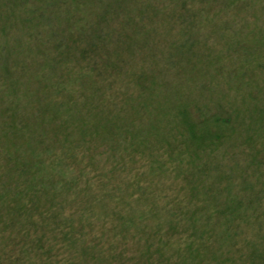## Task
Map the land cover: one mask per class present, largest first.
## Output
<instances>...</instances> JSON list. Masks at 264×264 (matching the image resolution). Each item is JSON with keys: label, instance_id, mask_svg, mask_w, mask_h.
Returning a JSON list of instances; mask_svg holds the SVG:
<instances>
[{"label": "trees", "instance_id": "obj_1", "mask_svg": "<svg viewBox=\"0 0 264 264\" xmlns=\"http://www.w3.org/2000/svg\"><path fill=\"white\" fill-rule=\"evenodd\" d=\"M32 1L37 2L0 0V33L4 40L0 43V264H163L154 257L163 256L164 238L152 253V241L159 237L156 232L162 226L149 233L143 230L146 224L133 225V219H144L146 215L145 211L139 212L141 197L127 202L119 194L122 186L115 180L117 166L105 164L101 156L114 157L124 165L126 157L135 153L140 157L157 153L166 156L183 175L189 172L187 165H192V171L202 165L203 151L216 153L231 143L234 135L245 146V159L256 168L257 175L252 178L259 181L264 177V106H236L238 98L243 99L239 96L244 85L240 88L233 83L235 77L231 75L222 77L225 82L220 85L218 74L201 79H212L210 83L215 88L224 86L237 91L231 98L230 116L221 118L220 112L212 110L211 101V106L209 101L202 106L213 113L201 107L194 110L190 97L169 106L162 97L165 81L156 72L174 68L155 52L145 59L150 65L140 72H129V65L123 71L120 61L126 60L114 62L117 52H123L122 43H132L125 48L128 52L140 50L131 42L134 39L122 32L115 38L118 46L110 48L114 38L101 32L100 16L95 17L94 24L86 13L91 0H57L67 8L64 17L56 21L53 12L46 15L39 5L28 6ZM42 1L53 5L51 0ZM75 13H82V17H75ZM136 32L132 30L134 38ZM147 34L143 35L147 38ZM76 36L87 38L80 50L74 47ZM46 41L53 44L57 53L54 57L42 53ZM137 41L139 45L156 42ZM36 53L44 55L42 63L30 68L25 59ZM75 53L83 60L67 67L69 55ZM204 58L221 69L219 58L214 62L208 53ZM48 69L52 70V79L44 73ZM122 73L132 74V84L143 92H125L118 102L103 86L111 89L116 76ZM193 81L189 76L188 84ZM49 86L54 96L45 95ZM92 87L96 90L93 95L99 97L97 102L91 92L84 96ZM75 92L84 94L81 106ZM254 96L248 92L249 98ZM102 97H108L111 104ZM216 101L223 103L222 96ZM92 102H96L94 107ZM232 119L239 127L231 125ZM76 149L81 159L86 156V163L70 174L67 169L73 162L65 164L79 156ZM155 163L151 159L145 163L148 173L154 174L159 164ZM98 183L103 187L96 191ZM69 201L78 206L80 217L65 212ZM124 201L129 210L121 206ZM110 203L113 206L106 210L102 226L94 233L93 223L100 216L96 208ZM146 211L157 213L158 208ZM109 223L114 226L105 228ZM134 234L144 243L139 242V257L131 259L126 251L118 250V245L123 246L122 241Z\"/></svg>", "mask_w": 264, "mask_h": 264}, {"label": "rangeland", "instance_id": "obj_2", "mask_svg": "<svg viewBox=\"0 0 264 264\" xmlns=\"http://www.w3.org/2000/svg\"><path fill=\"white\" fill-rule=\"evenodd\" d=\"M51 1L53 5L37 0L29 2L28 6L39 5L46 15L53 12L56 21L64 17L67 7L61 1ZM86 13L92 21L96 16H100L101 32L108 34V38L109 35L114 38L110 48L118 46L115 39L118 32L134 39L131 42L135 43L140 52L135 51V48L128 52L125 48L132 43L124 42L123 52L114 54L117 56L115 63L126 60L120 61L123 71V67L127 68L129 65V72H140L142 67L150 65L145 59L155 52L159 59H164V63L168 62L174 68L156 72L157 76H161L165 81L166 88L162 91V97L167 99V105L173 107L178 105V102L181 103L183 97L186 100L190 97L193 99L194 110L201 107L208 112H220L221 118L230 116L231 98L237 91L224 86L215 88L216 85L210 83L212 79H201L218 74L220 85L225 82L222 77L229 75L235 77L231 81L237 83L240 88L244 85L239 96L243 99L238 98L236 106H264V0H91ZM81 15L82 13H75V17ZM132 30L137 31L135 38ZM146 32L147 38L143 35ZM90 35L91 33H88V36ZM76 38L78 39L74 47L80 50L87 38ZM145 38L154 39L156 42L139 45L137 40L145 43ZM3 41L0 33V43ZM42 49V53L47 52L45 55L54 57L57 54L54 53L53 44L48 41L43 44ZM144 49L145 51H142ZM207 53L214 62L219 58L221 69L214 67V63L204 58ZM38 54L25 59L30 68L42 63L44 55ZM69 56L70 63L67 67H71L74 61L83 60L76 53ZM44 73L52 79L51 69ZM129 75L132 74L117 75V82L111 89H105L103 82V89L118 102L125 92L142 94V88L133 85ZM189 76L194 80L191 85L188 84ZM92 91L96 93L95 87L85 95L75 92L80 106L84 96H89ZM250 91L255 93L256 101L253 100L255 96L248 97ZM45 95L54 96L51 86L47 87ZM221 96L223 103H216L217 98ZM212 97L214 100H211ZM103 98L111 104L108 97ZM94 99L97 102L99 97L94 96ZM208 101L209 106L210 101L213 102V111L203 108L202 105ZM96 102L91 103L93 107ZM231 125L239 127L234 122ZM236 137L233 135L232 142L214 154L209 155V150L203 151L200 157L202 165L193 171L192 165H187L189 172L183 175L179 174L180 171L166 156L157 153H154V156L147 153L143 157L135 153L126 157L124 165L117 163L114 157L107 159L101 156L105 164L108 163L110 167L117 166L115 180L122 186V192L119 194L125 196L127 202L141 197L139 212L145 211L146 215L144 219H133V225L140 227L146 224L143 230L146 228L149 233L162 226L161 231L156 232L159 237L152 241V253L162 245L164 238L165 246H162L161 252L163 256L159 254L154 259H159L163 264H168L167 259L169 264H264V177L259 181L252 178L257 175L256 168L250 165L249 159H245L246 154L242 153L245 146L241 140H235ZM261 141L263 144L264 139ZM75 154L79 156L74 160L71 158L65 164L67 166L69 162H73L67 169L70 174L86 163V156L81 159L78 149ZM2 156L3 153L0 157ZM150 159L155 161V164L159 163L154 168V174L148 173L150 170L145 166ZM145 172L147 173L144 174ZM95 187L98 191L103 187V183H98ZM120 204L125 209H130L125 206V201ZM112 206L110 203L96 208V211H100V216L93 223L94 233L102 226L104 213ZM65 207L67 214H73L75 218L80 217L78 206L69 201V205ZM154 207L158 208L157 213L146 211V208L152 210ZM112 226L114 224L109 223L105 228L110 229ZM116 227L118 231L121 230L120 226ZM144 235L138 237L142 238ZM103 236L106 237L105 234ZM136 237L134 234L128 241H122L123 246L118 245V250L126 251V255L131 259L139 257V242L144 243L143 239L138 241ZM179 247L182 248L181 251ZM189 247L191 251L188 250Z\"/></svg>", "mask_w": 264, "mask_h": 264}]
</instances>
